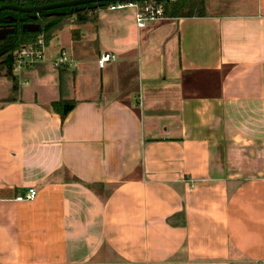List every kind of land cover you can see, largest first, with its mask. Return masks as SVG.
<instances>
[{"label":"crops","instance_id":"0c3cea01","mask_svg":"<svg viewBox=\"0 0 264 264\" xmlns=\"http://www.w3.org/2000/svg\"><path fill=\"white\" fill-rule=\"evenodd\" d=\"M134 13L56 31L10 102L0 73V264H264V0Z\"/></svg>","mask_w":264,"mask_h":264},{"label":"trees","instance_id":"16d2710c","mask_svg":"<svg viewBox=\"0 0 264 264\" xmlns=\"http://www.w3.org/2000/svg\"><path fill=\"white\" fill-rule=\"evenodd\" d=\"M71 0H0V5L11 4L18 7H36L51 5L52 3ZM145 1H133L138 4ZM163 6L162 15L165 18L200 17L205 16V0H153ZM111 1H95L83 3L77 6L56 7L41 10L36 13L19 12L12 9L0 11V25L10 24L12 29L6 36L0 39V73L4 71L5 77L12 81L11 94L2 99V102H10L18 88L17 76L12 73V62L15 51L25 45L33 44L39 36H42L44 44L52 38L54 33L70 24L69 32L73 39H78V28L82 24L95 22L97 11L105 9ZM73 99H57L51 102V108L57 112L63 120L74 108Z\"/></svg>","mask_w":264,"mask_h":264},{"label":"built area","instance_id":"2783aa9c","mask_svg":"<svg viewBox=\"0 0 264 264\" xmlns=\"http://www.w3.org/2000/svg\"><path fill=\"white\" fill-rule=\"evenodd\" d=\"M126 7L135 9V22L138 28L145 27L149 23H153L156 20L165 18L163 13V6L157 1H145L138 4L137 2H120L113 1L108 5L106 10H120ZM44 41L42 36H39L33 44L25 45L15 51L13 62H12V73L14 75H19L24 69L33 67L40 59H42L44 54ZM114 59V55L108 52H102L98 55L96 62L99 67L106 66L110 61ZM55 66H68L72 65L71 60L68 55L64 52L60 53L58 58L54 60ZM36 189L34 187H29L24 193L15 196L18 201L33 200L36 196ZM261 264V263H260Z\"/></svg>","mask_w":264,"mask_h":264},{"label":"water","instance_id":"95a60500","mask_svg":"<svg viewBox=\"0 0 264 264\" xmlns=\"http://www.w3.org/2000/svg\"><path fill=\"white\" fill-rule=\"evenodd\" d=\"M95 1H120V2H125V1H140V0H71V1H66V2H59V3H52L51 5H45V6H36V7H18L15 5H11V4H6V5H0V11L4 10V9H12V10H16L19 12H31V13H36L39 12L41 10H48L51 8H56V7H66V6H77V5H81L83 3H90V2H95Z\"/></svg>","mask_w":264,"mask_h":264},{"label":"rangeland","instance_id":"374dc122","mask_svg":"<svg viewBox=\"0 0 264 264\" xmlns=\"http://www.w3.org/2000/svg\"><path fill=\"white\" fill-rule=\"evenodd\" d=\"M90 23H92V22H90ZM7 25H10V24H7ZM7 25H1V26H7ZM10 27L12 28V26L10 25ZM81 27V26H80ZM65 30H67V29H65ZM66 73L64 74L65 75V77H68V76H70L71 75V69H68V70H66L65 71ZM71 77V76H70ZM173 110H175V106H174V109Z\"/></svg>","mask_w":264,"mask_h":264}]
</instances>
